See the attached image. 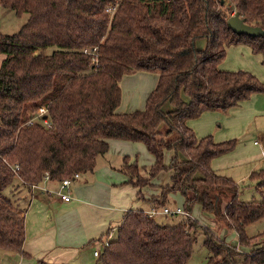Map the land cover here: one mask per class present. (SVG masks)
<instances>
[{
	"label": "trees",
	"instance_id": "obj_1",
	"mask_svg": "<svg viewBox=\"0 0 264 264\" xmlns=\"http://www.w3.org/2000/svg\"><path fill=\"white\" fill-rule=\"evenodd\" d=\"M0 6L29 14L17 34L0 33V55L6 56L0 66V167L8 174L19 166L12 177L0 171V251L31 258L24 251L25 207L4 195L5 188L14 194L42 184L47 174L59 184L91 173L110 142L121 141L143 144L153 158L146 168L124 157L122 172L138 190V203L162 210L180 195L185 210L199 207L237 241L226 242L194 219L164 225L132 210L101 250V264H190L200 230L206 264H264V232H248L264 220V202L241 200L239 185L213 167L237 142L199 139L188 125L264 94L253 73L220 69L227 50L240 45L264 65V36L239 35L228 26L239 13L264 30V0H0ZM135 73L157 75V85L143 109L120 112L121 83ZM167 104L173 109L166 111ZM41 106L51 128L27 125L29 111ZM251 179L264 193V171Z\"/></svg>",
	"mask_w": 264,
	"mask_h": 264
},
{
	"label": "crops",
	"instance_id": "obj_2",
	"mask_svg": "<svg viewBox=\"0 0 264 264\" xmlns=\"http://www.w3.org/2000/svg\"><path fill=\"white\" fill-rule=\"evenodd\" d=\"M246 69L250 72L255 71L252 70V67ZM157 82L158 76L149 73H135L124 77L121 85L122 102L124 90L127 98L121 104L122 107L120 106L119 111L126 112L129 107L130 110L128 112L142 109L148 95L156 87ZM231 111L246 112L250 117L264 116V94L254 95L240 107L234 108ZM208 113L213 112H206L201 118ZM199 124L197 121L196 123H192V120L188 122L189 127L194 130L196 135H198ZM206 135L208 134H204V136L198 135L197 137L201 139ZM130 144L121 141H111L109 152L98 158L96 169L91 173L81 175L78 180L73 182L71 187L72 199L69 202H64L59 196L54 195L58 190V183L56 182L48 181L42 183L40 188L35 189L46 197L45 200L50 205L55 206L57 212H43L40 209L29 211L32 201L29 204L27 199L15 197V192L13 194L14 199L16 198L25 207L26 236L24 251L31 258H25L20 254L12 253H4V258L10 260L12 263L14 262L13 264H36L37 261H43L47 264H87L88 253L93 251V257L98 259L94 260L95 263L100 262V258L96 257L94 253L96 250H101L100 242L105 239L106 235L103 233L99 236V239H94L93 237L96 235L94 234V225L98 222L107 224L111 222V219H119L122 214L125 215L129 212L123 210L122 205H119V197H121V193L127 188L125 186L128 185L126 184L127 177L122 172V168L124 166V157H131L129 154L131 150L129 148L133 147H128ZM254 144L257 145L256 142ZM258 146L260 148L258 147L259 153H257V157L264 162V149L260 145ZM219 159L221 158L213 162V167L216 172L217 167L222 165V162H220L222 159ZM255 174L258 173L253 172L251 177ZM227 177L232 178V176ZM41 188H47L50 192H46ZM28 190L32 192V197L36 198L35 194L33 195L34 190ZM137 194L138 190L133 188L131 195L136 198ZM131 195L127 194L126 198H129ZM153 196L155 194L152 193L149 199ZM123 197H121L122 203L124 201ZM173 197L175 196L170 197L169 205L174 199ZM146 205L150 210L151 206ZM31 214H33V222H36L34 229H31L28 224ZM124 215L121 220L119 219L121 222H117L120 226L123 222ZM118 225L109 228L108 232L113 231L114 228L117 230ZM89 227H92L91 230H89Z\"/></svg>",
	"mask_w": 264,
	"mask_h": 264
},
{
	"label": "rangeland",
	"instance_id": "obj_3",
	"mask_svg": "<svg viewBox=\"0 0 264 264\" xmlns=\"http://www.w3.org/2000/svg\"><path fill=\"white\" fill-rule=\"evenodd\" d=\"M28 19H29V14H23L19 16L16 14V12L9 9H5L2 6H0V33L5 35H15L27 23ZM205 46H206V41L199 40L198 47L200 49H203L205 48ZM51 52L52 50L48 51V53ZM5 57H6L5 55H0V66L3 60L5 59ZM253 59H255L257 62L255 60L253 61ZM249 65H251L252 70H255V71H251V73L256 75L260 79V81L264 83V65L262 64V59L259 55H254L252 51H250L249 47L245 45L230 47L227 50L226 59L221 64L220 69L230 72L239 71V70L248 71L246 68H251L249 67ZM126 98L127 95L124 90L122 103L126 101ZM144 107L145 105L142 107V109ZM172 109L173 106L171 104H167L165 106L166 111H170ZM129 110L130 107L129 109L126 110V112H128ZM199 118H197L196 120L195 119L192 120V123H196V121L197 123H200L197 132L198 135L204 136V134H208L205 137L213 136L214 141L217 143L230 142V141L237 142V146L233 152L221 157L222 160L219 159L221 160L220 162H222V165L217 167L218 174L232 176L234 181L239 185V191H240L239 198L241 200L243 201L255 200L258 202H264V193H261L257 189L258 187L257 184L259 183V181H255L250 178L253 172L261 173L264 170L263 160H260V158L257 157V153H259V148H260L258 145H260L264 149V143H263L264 116L250 117L249 114H247L246 112H234L230 110L226 113L224 112L208 113L204 115L202 118L201 117ZM167 129L168 127L164 126L162 130L164 132ZM254 142H256L257 145H255ZM128 147H133V148H129L131 150L129 154L133 161L137 160V163L140 167L149 168L152 165L153 158L149 155L146 147L143 144L135 143V144H130V146ZM0 171H3V175L5 177L7 176L12 177L13 175L17 174L12 169H8L9 172L7 174L4 172V170L1 169V167H0ZM15 184L17 185L18 182H15ZM125 187L127 188H125L124 192L121 193V197L124 196L123 203L121 202V197H119V205H122L123 210L144 211L145 213L150 211L149 207L146 204L138 203L136 201L135 196L131 195L133 192V188L131 186L126 185ZM12 190L13 189L11 187H7L5 188L3 193L6 196L14 197L12 194ZM15 192H16L15 197H20L23 199L25 198L28 200L29 204L32 201L29 211L30 210L35 211L36 209H40L43 212H49V213L57 212L55 206L53 207V205H50L49 202L45 200L46 197H44L42 193L38 190H34L33 193V195L35 194L36 198L32 197V192L28 190L26 187H21L19 190L17 189ZM127 194H130L131 196L129 198H126ZM173 198L174 199L172 200L171 204L170 205L168 204L167 206L171 208H175V207L184 208V202L180 195H177ZM123 215L124 214H122V216L119 218L120 220L123 217ZM192 215L194 220L199 221L200 224H202L204 227L208 228L211 231H214L217 236L225 239L226 242L233 245L236 243L237 239L233 233H231L228 230L218 228L217 224L213 222L214 218L212 219L204 218V216L201 213V209L199 207L193 209ZM154 218L159 224H164V225H176L179 224L182 220H185L182 216L173 217V216H164L161 214L156 215ZM119 219L116 218L111 219V222L107 224L98 222L96 225H94V234L96 235L93 238L99 239L100 238L99 236L103 233L107 235L109 228L118 225L117 222H121ZM28 224L31 229L35 228L36 222H33V214L30 215ZM110 224H112V226H110ZM119 227L120 225L117 226V229ZM91 228L92 227H89V230H91ZM248 232L250 235H256L264 232V220L251 225L248 228ZM111 233L113 236L112 238L115 239L117 237L116 228H114L113 231H111ZM204 241H205L204 232L203 230H200L197 235L196 241L193 245L192 256L189 261L190 264L207 263L209 252L208 249L205 247ZM4 256H5L4 252L0 251V261H1L0 264L14 263L4 258ZM94 260H98V259L93 257V251H92L91 253H88L87 264H101L100 262L95 263ZM25 261L28 262L27 260Z\"/></svg>",
	"mask_w": 264,
	"mask_h": 264
},
{
	"label": "built area",
	"instance_id": "obj_4",
	"mask_svg": "<svg viewBox=\"0 0 264 264\" xmlns=\"http://www.w3.org/2000/svg\"><path fill=\"white\" fill-rule=\"evenodd\" d=\"M113 11V9H110L108 11ZM86 54H96L97 53V49H94L93 51L89 52L88 50L85 51ZM47 114V109L44 106H41L39 108L36 109H31L29 111V120L27 122V125L29 126H33L38 122L43 123L46 127L51 128V122L48 118H45V115ZM19 170V166H16L13 171L15 173H17V171ZM80 174H75L73 176V178H67L64 179L61 183L58 184V190L55 192V194L57 196L60 197V199L64 202H69L72 199L71 196V187L72 184L75 180H78L80 178ZM51 181L49 178V175L47 174L46 178L44 179L43 183ZM40 185H32L31 189L35 190L37 188H40ZM42 190L46 191V192H50V190H48L47 188H41ZM161 214L164 216H182L184 219H192L193 220V215L191 212L185 210L184 208L181 207H175V208H171L169 206L164 207L162 210H158L155 208H151L150 211L147 212V215L150 218L155 217L156 215ZM113 233V232H112ZM112 233L110 232V234L108 235L107 238L103 239L100 242V246H101V250L107 246L110 241L113 239L112 237ZM101 250H96L95 251V256L99 257L101 256Z\"/></svg>",
	"mask_w": 264,
	"mask_h": 264
},
{
	"label": "water",
	"instance_id": "obj_5",
	"mask_svg": "<svg viewBox=\"0 0 264 264\" xmlns=\"http://www.w3.org/2000/svg\"><path fill=\"white\" fill-rule=\"evenodd\" d=\"M228 26L233 32L239 35H247L249 37L257 38L264 36V30L261 27L248 25L244 19L236 13L228 19Z\"/></svg>",
	"mask_w": 264,
	"mask_h": 264
}]
</instances>
